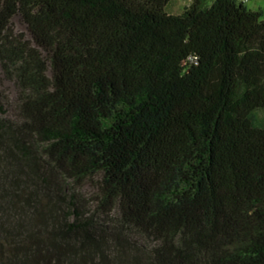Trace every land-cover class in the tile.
<instances>
[{"label": "trees", "instance_id": "16d2710c", "mask_svg": "<svg viewBox=\"0 0 264 264\" xmlns=\"http://www.w3.org/2000/svg\"><path fill=\"white\" fill-rule=\"evenodd\" d=\"M169 2L0 0V264H264L263 12Z\"/></svg>", "mask_w": 264, "mask_h": 264}, {"label": "rangeland", "instance_id": "374dc122", "mask_svg": "<svg viewBox=\"0 0 264 264\" xmlns=\"http://www.w3.org/2000/svg\"><path fill=\"white\" fill-rule=\"evenodd\" d=\"M212 0H207L211 2ZM247 2V6L250 8H255L257 10H262L264 17V0H243ZM189 0H170L166 9L170 12H181ZM15 29L19 31H25L28 33L25 23L19 18L14 19ZM16 86L14 81L8 79L2 71L0 66V101L4 102L5 107L12 113L16 106ZM82 191L87 195L91 196L95 191V182H90L86 184Z\"/></svg>", "mask_w": 264, "mask_h": 264}, {"label": "crops", "instance_id": "0c3cea01", "mask_svg": "<svg viewBox=\"0 0 264 264\" xmlns=\"http://www.w3.org/2000/svg\"><path fill=\"white\" fill-rule=\"evenodd\" d=\"M245 2V1H244ZM246 4H247V2H245ZM252 9H255V8H252ZM255 10H257V9H255ZM262 11V10H261Z\"/></svg>", "mask_w": 264, "mask_h": 264}]
</instances>
